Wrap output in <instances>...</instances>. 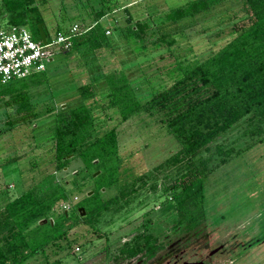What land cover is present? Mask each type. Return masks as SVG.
Masks as SVG:
<instances>
[{
  "label": "trees",
  "instance_id": "16d2710c",
  "mask_svg": "<svg viewBox=\"0 0 264 264\" xmlns=\"http://www.w3.org/2000/svg\"><path fill=\"white\" fill-rule=\"evenodd\" d=\"M86 2L90 23L85 25L82 33L71 38L70 48L63 52L79 53L85 69L92 70L94 58L91 56L103 48H112L113 44H122V39H131L127 43H132L135 50H158L162 45L163 50H169L175 43L174 35L181 32L180 29L169 31L171 25L205 13L217 4L229 3L226 18L231 20L232 26L239 21L244 23L233 27L229 37L202 60H174L163 71L156 68V73L145 75L137 85L128 80L122 67L94 73L92 77L89 74L86 82L73 86L79 102L63 108L46 107L48 115L38 119L41 126H31V131H42L34 141H51L55 170L64 168L74 157L81 162L82 168L56 183L50 182L52 177L46 175L39 180L47 182L43 189L39 191L36 185H31L1 206L0 264H19L37 252L42 253L43 264H49L44 250L51 245L55 248L54 253L61 249L58 240L65 238V233L58 232L59 225L69 216L64 210L55 213L53 206L66 201L72 193L83 192V198L76 205L82 206L85 215L91 216L99 205L106 209L119 198L126 200L135 182L144 184V166L140 160H133L139 151L121 153L116 126L99 131V120L117 115L119 122H123L140 112L158 113L161 128L178 144V149L162 164L167 167L181 164L174 175L182 177V190L190 189V194L196 196L200 194V175L213 155L208 147L213 140L241 119H244V135L254 136L257 142L264 138V0H185L154 14L151 13L154 9L150 10L146 18L134 21L129 7H122L123 22L119 23L115 18L109 33H105L107 26L103 28L99 19L112 11L117 0ZM37 5L35 0H0V8L8 13L7 28H32L39 40L36 24L43 18L36 13ZM87 16L80 12L63 15L53 33L65 30L61 20L84 21ZM113 31L116 32L114 36ZM155 33L158 36L147 41L148 47L145 40ZM89 57L91 62L87 61ZM100 79L105 81L106 90L98 97L92 84ZM16 80L0 85L2 112L9 108L13 113L5 123L8 128L38 116L28 87L12 86L11 82ZM98 115L102 117L99 119ZM214 148L220 150L221 144H215ZM199 150L209 154L193 158ZM29 158V164L35 162L33 155ZM11 159L18 161L19 158ZM128 159L132 162L128 163ZM94 164L101 167L96 176L101 180L95 182L92 193L87 196L85 192L90 189L86 187L87 182L92 178L88 171ZM100 187L115 192L99 202ZM41 219L46 221L40 222ZM32 223L35 224L30 227ZM77 239L75 236L68 242L73 245Z\"/></svg>",
  "mask_w": 264,
  "mask_h": 264
},
{
  "label": "rangeland",
  "instance_id": "374dc122",
  "mask_svg": "<svg viewBox=\"0 0 264 264\" xmlns=\"http://www.w3.org/2000/svg\"><path fill=\"white\" fill-rule=\"evenodd\" d=\"M38 1L36 13L43 17L49 33V31L51 32L50 24H53L55 19L53 9L59 5L60 0ZM184 1L117 0L112 11L105 13L99 22L103 28L107 26L111 32L115 18L119 23L123 22L122 7H129L134 21L146 18L150 10L154 9L151 12L154 14L167 7L180 5ZM65 2L68 3V6L71 5L67 7L71 14L76 15L80 12L87 16L89 7L86 0H65ZM228 7L229 3L226 2L217 4L205 13L171 25L169 31L180 29L181 32L174 35L175 43L169 50H163V45L158 50L150 51L149 48L142 51L135 50L132 43H127L131 42V39H122V44H113L112 48H103L95 52L94 57L91 56L92 59L94 58V61L92 60L93 70L85 69L84 59L82 60V55L79 53L68 54L56 50L51 59L45 61L44 70L33 71L26 79H13L16 81L11 82L12 86L25 85L28 87L34 102L33 108L38 116L32 125L31 122L34 120L8 128L5 123L13 116V113L9 108H5V112H2L4 105L0 102V208L8 199L19 195L31 185H36L39 191L43 189L47 182L45 179L39 180L46 175L52 177L50 182L56 183L67 179L74 171L82 168L81 162L74 157L64 168L55 170L52 161L51 141H34L35 136L42 134V131H31V126H41L38 119L48 115L45 112L46 107L63 108L79 102L77 90L73 86L86 82L87 77L89 78L90 75L92 77L94 73H105L122 67L128 80L137 85L145 75L156 73V68L163 71L166 66H171L174 60L191 61L195 58L202 60L229 37L233 27L244 23L239 21L232 26L231 20L226 18L228 14L226 8ZM2 13L0 9V29H6L7 24ZM89 16L84 21L78 19L75 21L81 27H85L90 23ZM72 20L64 19L61 20V23L68 26ZM28 30L32 34L31 37L36 40L33 30ZM115 33L113 31L112 36ZM52 35V32L49 33L47 39H52ZM157 36L158 34L155 33L153 37H147L145 41L148 47H150V43L147 41ZM91 57L87 58V61L91 62ZM92 87L95 95L99 97V94L106 90V83L100 79L93 83ZM138 93L144 96L142 92ZM52 98L54 99L52 100ZM99 117L102 116L98 115ZM158 118V113L150 115L140 112L123 122H119L117 115L98 121L99 131L111 125L116 126L118 147L121 153L139 151L133 160H140L144 166V184L140 185L138 181L135 182L134 192L132 190L126 200L119 198L117 201L111 202L106 209H102L99 205L98 210H94L97 212L91 216L84 214L80 217L77 213L69 212L74 201L83 198V192H74L66 201L54 205L55 213L66 210L69 216L59 225L58 232L65 233V238L62 237L58 240L61 249L54 253L55 248L51 245L44 250L49 264H79L80 262L81 264H98V254L92 255V258L84 261L96 248L94 244L97 237L90 231L87 236L83 232L75 234L86 228V226L84 228L81 226L82 223L85 222L90 230L98 227L103 235L104 233L122 235L125 230L117 229L121 224L129 220L137 224L142 214H149L162 203L164 196L167 199L170 196L172 198L165 199L166 201L161 204L163 207L157 213L163 212L166 208L181 212L179 214L183 223L185 224V221L190 223L183 226L182 232L185 237L183 239H186V242L197 243L198 247H202L203 244L211 247L219 243L225 246V251L212 258L215 264L227 263L233 258V256L226 257L225 254L228 250L234 249L239 244L250 243L254 244L249 248L245 247L244 255H242L243 253L239 254V250L236 251L233 264H264V241L261 242L264 237V138L261 142H257L254 136L244 135L242 131L244 119H241L226 133L213 140L208 146L210 147L209 152H213V155L206 162V170L200 175V194L196 196V194H190V189L182 190V177L174 175L176 168L181 164L169 167L162 164L166 157L178 149V144L161 128ZM215 144H221L220 150H214ZM30 154L35 160L32 164L28 163ZM207 154L209 153L199 150L192 157L199 155L204 157ZM13 157L19 158L18 161L12 160ZM9 158L11 160H8ZM127 161L128 163L132 162L130 159ZM100 168L97 164L92 165L88 171L90 176L97 170H99V175ZM167 175L170 178H167ZM96 176L88 179L86 186L90 188L88 191H92L91 188L95 186V182L101 180ZM166 185L173 187L166 191L161 190ZM102 189L104 188L100 187V191ZM146 189L151 190L146 193ZM114 192L115 190L106 188L104 192L98 193V201L102 202L112 196ZM34 224H30V227ZM136 232L138 233L137 228ZM75 236L78 239L72 245L68 241ZM109 236L112 240V236ZM101 240L102 244L106 245V242L103 241L104 238ZM19 264H43L42 253L37 252Z\"/></svg>",
  "mask_w": 264,
  "mask_h": 264
},
{
  "label": "flooded vegetation",
  "instance_id": "af4514ba",
  "mask_svg": "<svg viewBox=\"0 0 264 264\" xmlns=\"http://www.w3.org/2000/svg\"><path fill=\"white\" fill-rule=\"evenodd\" d=\"M35 1L37 2L38 0ZM70 6H68V3L65 2V0H60L59 5L53 9L55 12V19L53 24H50L51 28H49L52 33L55 31V26L59 23L60 17L70 14L68 11L69 9H67V7ZM2 10L3 9H1V11ZM2 12V17L6 22L8 13L4 10ZM38 23H42L41 27L47 38L48 34L51 32L49 31L48 33V27L46 29L44 19ZM24 28L29 32V27ZM30 30L32 31V28H30ZM154 186L156 187V185ZM172 187L173 186L166 185L163 186L161 190L166 191L168 188ZM134 189L135 186H133L132 192H134ZM150 190L151 189H146L145 192L148 193ZM102 192H104V189L100 191V193ZM164 197L165 198L164 200L162 199L161 204L172 198V196L168 197V199L166 196ZM79 200L80 199L74 201L73 207H71L69 212L72 211L73 213L78 214L76 208L80 205H76V203ZM161 204L158 205L156 209L150 211L149 214H142L139 221H137V224L132 220L121 224L117 229L119 231L125 230V233L122 235L118 233L117 235H107L106 233L103 235V232L98 229V227L90 230L88 229L87 224L83 222L81 226H83V228L86 226V228L75 234H81L83 232L87 236L88 231H90L95 233L97 237L95 241L96 243L94 244V247L96 248L92 254L84 259V261L92 258V255L98 254V264H215L212 258L214 255L225 251V246L222 243H219L218 245L211 247H207L205 244L201 245L202 247H198L199 245L197 243L193 244L186 242V239H183L185 237H183L182 231L183 226L190 224L189 221H185L184 224L180 215L181 212L178 210L166 208L163 212L157 213L163 207ZM66 212L68 211L64 210V213ZM136 228L138 229V233L136 232ZM190 231H192V229H190ZM109 235L112 236V240L109 238ZM103 238L106 245L102 244L101 239ZM263 239L261 242L264 241ZM101 244L102 246H100ZM253 244L254 243L246 245L239 244L235 246L234 249L228 250L225 254L226 257L231 258L233 256V258L232 260H228L225 264H233L236 251L239 250L238 253H243L242 255H244L246 251L245 247L247 246L249 248ZM79 264H81V262Z\"/></svg>",
  "mask_w": 264,
  "mask_h": 264
},
{
  "label": "built area",
  "instance_id": "2783aa9c",
  "mask_svg": "<svg viewBox=\"0 0 264 264\" xmlns=\"http://www.w3.org/2000/svg\"><path fill=\"white\" fill-rule=\"evenodd\" d=\"M85 29L72 21L65 30L53 33L52 39L46 38L44 44L34 40L22 26L0 29V85L23 78L33 71L44 70V63L51 59L53 52L68 50L71 38ZM109 32L105 30V33Z\"/></svg>",
  "mask_w": 264,
  "mask_h": 264
},
{
  "label": "water",
  "instance_id": "95a60500",
  "mask_svg": "<svg viewBox=\"0 0 264 264\" xmlns=\"http://www.w3.org/2000/svg\"><path fill=\"white\" fill-rule=\"evenodd\" d=\"M42 23H38L36 25L37 31H38V36H39V40L41 41L42 44H44L46 42V35L42 29ZM50 60V59H48ZM96 160H94L93 162H95ZM99 173V170L95 171L94 173H92V176L94 177L95 175H97ZM92 191H87L86 195H90ZM78 214L79 216H83L85 214L84 208L83 207H78L77 208ZM46 219H41L40 222H45Z\"/></svg>",
  "mask_w": 264,
  "mask_h": 264
}]
</instances>
